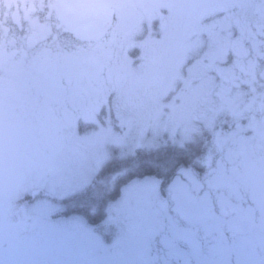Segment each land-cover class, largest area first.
Masks as SVG:
<instances>
[{"label":"flooded vegetation","instance_id":"flooded-vegetation-1","mask_svg":"<svg viewBox=\"0 0 264 264\" xmlns=\"http://www.w3.org/2000/svg\"><path fill=\"white\" fill-rule=\"evenodd\" d=\"M56 3L0 0V264H264V0H113L96 40Z\"/></svg>","mask_w":264,"mask_h":264},{"label":"rangeland","instance_id":"rangeland-1","mask_svg":"<svg viewBox=\"0 0 264 264\" xmlns=\"http://www.w3.org/2000/svg\"><path fill=\"white\" fill-rule=\"evenodd\" d=\"M170 117L168 120H165L166 123L168 124H159L154 126L153 130H151V134L149 138L144 139V135H145V127L144 124H146L142 121L141 122V126L138 129V133H134L136 136L135 140V145L132 147L131 144L132 142H130V146L125 145L126 142L130 141H126L123 145V149L118 151V155H119V160H123L124 158L128 157V156H132L134 153V148L141 146V145H157L160 140L161 137L163 136L164 131H167L169 134V131L172 127L170 126ZM163 132V133H162ZM96 139V138H95ZM104 140V136L101 134V136H97V140L96 143L99 142H103ZM105 142L101 143L100 145H97V149L96 152L92 151L94 154V160L97 162L96 165L94 166H90L91 168H89L87 171L84 172V169L86 168V164L83 167H77L75 170H72L70 173L66 172H62L60 175H58V179L53 182V184L51 185V187L49 188V190H51L54 194L53 196H55L56 198L53 200H49L51 202V205H46L45 203V207L53 210H57L58 208H62L63 207V200L62 198L65 195L66 192V187L67 185H69L70 187L68 188V190H71L72 188H79L82 187L84 184H89V182L91 181L92 177L97 174L98 172V168L97 166H100L101 163L100 161L105 160V157L101 156V154H104V150L107 148L105 147ZM91 148V147H90ZM101 153V154H100ZM89 165V164H88ZM5 187V186H4ZM10 192V190L5 187L4 190L0 189V193L1 192ZM48 192V191H47ZM44 206V204H43ZM44 208V207H43ZM40 216H42V213L40 214Z\"/></svg>","mask_w":264,"mask_h":264},{"label":"water","instance_id":"water-1","mask_svg":"<svg viewBox=\"0 0 264 264\" xmlns=\"http://www.w3.org/2000/svg\"><path fill=\"white\" fill-rule=\"evenodd\" d=\"M61 23L77 38H101L112 21L113 0H57Z\"/></svg>","mask_w":264,"mask_h":264},{"label":"trees","instance_id":"trees-1","mask_svg":"<svg viewBox=\"0 0 264 264\" xmlns=\"http://www.w3.org/2000/svg\"><path fill=\"white\" fill-rule=\"evenodd\" d=\"M158 151L154 150H142L137 152L136 157L128 156L124 158L123 160H120L117 170L120 172L121 170L125 169L126 172H130V169H134V171H141V170H150L153 171L154 169L160 168L159 164V158L160 155L158 154ZM138 163H142L140 165H136L137 161ZM114 169V166L109 169V174H111V170Z\"/></svg>","mask_w":264,"mask_h":264}]
</instances>
